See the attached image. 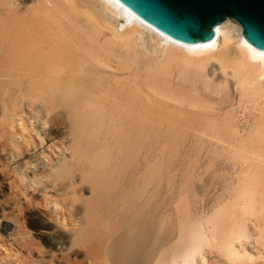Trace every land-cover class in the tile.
<instances>
[{"label":"bare ground","instance_id":"1","mask_svg":"<svg viewBox=\"0 0 264 264\" xmlns=\"http://www.w3.org/2000/svg\"><path fill=\"white\" fill-rule=\"evenodd\" d=\"M213 33L182 44L117 0H0V264H264V51L232 18ZM206 146L210 185L181 154Z\"/></svg>","mask_w":264,"mask_h":264},{"label":"water","instance_id":"2","mask_svg":"<svg viewBox=\"0 0 264 264\" xmlns=\"http://www.w3.org/2000/svg\"><path fill=\"white\" fill-rule=\"evenodd\" d=\"M156 31L182 44L209 42L229 17L245 42L264 51V0H117Z\"/></svg>","mask_w":264,"mask_h":264},{"label":"rangeland","instance_id":"3","mask_svg":"<svg viewBox=\"0 0 264 264\" xmlns=\"http://www.w3.org/2000/svg\"><path fill=\"white\" fill-rule=\"evenodd\" d=\"M113 24H114L113 26L116 29L119 30L120 25L117 24V23H113ZM231 94L235 96L234 100H236L237 99V96H236L237 94H235L233 89L231 90ZM232 104H234V106H235L236 103L233 102ZM241 112H242V110H237L235 115H237V117L239 119L241 118L242 122L244 121V119L248 120L247 117L249 116L250 112L246 111L247 114H244V113H241ZM237 113L240 114V115H238ZM243 114L245 116H247V117L242 116ZM250 117H252V116H250ZM250 121H251V119L249 118V122ZM206 147H204L203 149H200V150L197 149L196 150L197 152L196 151L194 152L193 150H188V148H187L185 151H182L181 154H183L185 156L187 155V157L190 158V159H193V160L196 159V161L198 163V166L196 168L197 177L202 179L205 182L206 185H210L211 184V180L215 176V174H214L215 172H214L213 168L209 169L207 172H206V169L209 166L214 165L215 159H214L213 154H212L213 153L212 149L209 148L208 146H206ZM3 156H4V153L1 155L2 159H3ZM2 161L0 160V162H2ZM226 170H228V169H226V167H224V171H226ZM0 179H1V174H0ZM13 179H14L13 176L9 175V179H8L7 183L13 181ZM7 183H6V188L4 189V191L6 193L10 192V190L8 188L9 186H7ZM211 194H214V191ZM211 201H212V198H210V196L206 197L204 205H203L201 211L204 210V212H205L210 207ZM24 203L27 205L28 202L24 201ZM29 209L30 210L27 211V214H31L32 213L41 222H44V224L46 223L47 225H51V223H52L51 220H48L49 218L47 216H45L44 214H41L43 212L41 211V208H39V206H30ZM45 233L47 234V233H50V232L49 231L47 232L46 230H42L40 232H36L35 230H33V231L31 230V235H33L32 238L36 239V240L34 239L35 242H38L37 240H38L39 236L43 237L45 235ZM247 243L250 244L251 246H255V242H254L253 239H251V240L249 239Z\"/></svg>","mask_w":264,"mask_h":264}]
</instances>
